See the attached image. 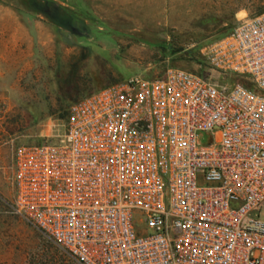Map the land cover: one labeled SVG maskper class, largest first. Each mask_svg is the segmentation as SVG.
<instances>
[{
	"label": "built area",
	"instance_id": "1",
	"mask_svg": "<svg viewBox=\"0 0 264 264\" xmlns=\"http://www.w3.org/2000/svg\"><path fill=\"white\" fill-rule=\"evenodd\" d=\"M203 54L216 75L131 76L16 145L15 213L78 264H264V11Z\"/></svg>",
	"mask_w": 264,
	"mask_h": 264
},
{
	"label": "rangeland",
	"instance_id": "2",
	"mask_svg": "<svg viewBox=\"0 0 264 264\" xmlns=\"http://www.w3.org/2000/svg\"><path fill=\"white\" fill-rule=\"evenodd\" d=\"M36 1L58 4L68 23L0 0V264H78L15 213L13 148L57 140L72 102L117 81L169 68L216 75L203 48L262 13L264 0Z\"/></svg>",
	"mask_w": 264,
	"mask_h": 264
},
{
	"label": "trees",
	"instance_id": "3",
	"mask_svg": "<svg viewBox=\"0 0 264 264\" xmlns=\"http://www.w3.org/2000/svg\"><path fill=\"white\" fill-rule=\"evenodd\" d=\"M27 3L31 6L33 10L42 12L49 16L52 20L60 23V24H67L68 19L64 17L59 10L58 4L55 2H48L47 4H40L36 0H26ZM77 78L76 71L70 72V74L63 78L64 83H72L73 80ZM60 83V81H59Z\"/></svg>",
	"mask_w": 264,
	"mask_h": 264
}]
</instances>
